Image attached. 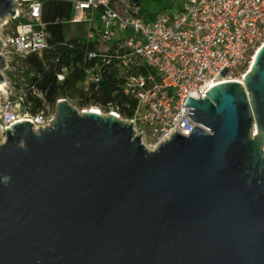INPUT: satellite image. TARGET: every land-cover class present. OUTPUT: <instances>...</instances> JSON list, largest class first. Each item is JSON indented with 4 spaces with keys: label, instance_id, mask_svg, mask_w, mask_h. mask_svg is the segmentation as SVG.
<instances>
[{
    "label": "water",
    "instance_id": "obj_1",
    "mask_svg": "<svg viewBox=\"0 0 264 264\" xmlns=\"http://www.w3.org/2000/svg\"><path fill=\"white\" fill-rule=\"evenodd\" d=\"M14 7L0 0V19ZM242 78L187 96L209 131L154 149L66 99L48 126L6 127L0 264H264V45Z\"/></svg>",
    "mask_w": 264,
    "mask_h": 264
},
{
    "label": "built area",
    "instance_id": "obj_2",
    "mask_svg": "<svg viewBox=\"0 0 264 264\" xmlns=\"http://www.w3.org/2000/svg\"><path fill=\"white\" fill-rule=\"evenodd\" d=\"M14 3L13 15L6 18L16 25L0 39L6 65L1 70L6 94L0 104L2 142L6 127L11 129L18 121H31L32 129L50 125L54 114L45 109L66 99L57 98L54 105L45 104L31 113L24 105L27 91L40 98L43 93L25 79V88L10 91L4 76L12 62L9 53L26 58L51 48L42 20L43 1ZM64 22L78 27L74 43L68 46L76 44L80 54L74 64L81 75L75 81L80 96H90L112 76L115 92L136 102L133 115L122 119L131 121L142 143L154 149L173 132L188 136L195 125L209 131L187 116V96L204 98L209 87L238 81L239 68L250 64L264 41V0H187L174 15L151 18L139 0H72L71 15ZM70 68L60 66L57 82L65 80ZM94 108L110 109L120 117L118 104Z\"/></svg>",
    "mask_w": 264,
    "mask_h": 264
},
{
    "label": "trees",
    "instance_id": "obj_3",
    "mask_svg": "<svg viewBox=\"0 0 264 264\" xmlns=\"http://www.w3.org/2000/svg\"><path fill=\"white\" fill-rule=\"evenodd\" d=\"M43 1L42 20L46 23V30L49 34L48 42L51 48L44 51L40 56L31 54L25 58L26 80L43 93L40 98L27 91L24 105L31 113H36L45 104L54 105L57 98L76 99L79 107L86 105L103 106L107 102L119 105L118 112L124 117H131L134 113L135 100L124 97L116 90L115 79L110 76L102 81L97 90L90 96H80L76 88V82L80 73L74 68V64L80 58L78 47L68 46L75 41L72 36L66 40V23L64 20L71 15V2L64 0ZM45 1V2H44ZM154 17V16H148ZM71 65L69 72L63 82H57L55 74L61 65ZM79 94V95H78ZM127 104V106L125 105Z\"/></svg>",
    "mask_w": 264,
    "mask_h": 264
},
{
    "label": "rangeland",
    "instance_id": "obj_4",
    "mask_svg": "<svg viewBox=\"0 0 264 264\" xmlns=\"http://www.w3.org/2000/svg\"><path fill=\"white\" fill-rule=\"evenodd\" d=\"M49 1V0H45ZM44 1V2H45ZM64 1H72V0H64ZM143 11L147 14L148 16H155L158 14H168V15H174L180 10L184 4L187 2V0H139ZM66 23V22H65ZM16 25V21L14 20H8L6 17L3 19H0V39H3L6 33H8L10 30L14 28ZM66 32H65V37L66 39H69L72 37L75 33H77L78 27H76L73 24L66 23ZM10 59L12 60L11 63H9L8 67H6V70H4V76L7 85L10 88V91H15L16 92L19 90V88H25V85H23V79L26 80L25 76V70H26V65H25V58H20L18 57L15 53H9ZM6 66V65H5ZM250 64L246 63L242 67L239 68L238 73H236L237 77L240 78V74L246 73L247 70H249ZM24 72H23V71ZM235 72H232L234 74ZM24 77V78H22ZM244 83V80H243ZM5 89V87H3ZM4 89L1 91L0 90V104L2 103L4 97H5V91ZM14 94H11V97L13 98ZM67 101L76 108L77 111L82 112L87 110L90 106L94 105H86L84 107H79L77 104V101L73 97L66 98ZM1 106V105H0ZM95 107V106H94ZM48 113L55 114L56 112V107H50L49 109H45ZM100 114L102 115H107L110 114V109H98ZM122 119L123 117L120 115L119 117ZM0 143H2V139L0 137ZM146 147L150 148V146L146 143ZM261 148L264 150V140L262 143Z\"/></svg>",
    "mask_w": 264,
    "mask_h": 264
},
{
    "label": "bare ground",
    "instance_id": "obj_5",
    "mask_svg": "<svg viewBox=\"0 0 264 264\" xmlns=\"http://www.w3.org/2000/svg\"><path fill=\"white\" fill-rule=\"evenodd\" d=\"M264 45V41L262 42V44L258 47V49L256 50V52L254 53L251 61H250V67H249V70L247 71H251V68L254 64V61H255V58H256V55L258 53V51L260 50V48ZM238 81H240V83H243V78L242 79H238ZM4 83L1 82L0 83V90L2 91L4 88ZM86 111H91V112H96V113H100L98 109L94 108V107H91V109H87ZM256 133V132H255Z\"/></svg>",
    "mask_w": 264,
    "mask_h": 264
}]
</instances>
